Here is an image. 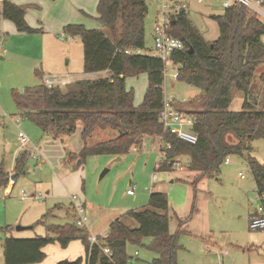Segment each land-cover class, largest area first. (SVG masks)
I'll list each match as a JSON object with an SVG mask.
<instances>
[{
    "label": "trees",
    "instance_id": "1",
    "mask_svg": "<svg viewBox=\"0 0 264 264\" xmlns=\"http://www.w3.org/2000/svg\"><path fill=\"white\" fill-rule=\"evenodd\" d=\"M146 0H98L96 17L100 28H86L68 24L63 32L78 37L82 45L83 72L106 71L107 76L74 80L66 85L47 88L40 82L13 91L12 99L22 117L32 121L52 139L66 144V139L81 124L83 146L77 153L69 152L67 162L83 161L90 155H123L131 148H140L145 137H162L170 147L162 150L163 159L157 170L167 171L178 158L185 157L188 171L198 177L213 178L229 155H242L254 139H264V108L256 110L250 101V86L256 71L264 80V23L246 6L234 3L213 15L218 37L207 42L190 25L186 12L172 21L169 32L183 41V48L173 51L170 60L178 65L176 79L198 88V96L175 107L194 118L192 131L195 143L176 137L172 129L163 131L157 113L162 106L163 64L148 55H126L124 49H145L144 19ZM25 10L9 0L2 4V19L13 23L18 32H32L25 19ZM146 74L147 87L143 101L133 105L131 90L125 85L126 77ZM41 79L42 75H38ZM243 94L239 110L230 109L231 89ZM110 129L116 136L106 142L87 146V140L96 130ZM28 154L19 152L15 170H22ZM247 165L257 193L264 191V164L248 156ZM196 181V180H195ZM8 179L0 171V187ZM194 184V183H193ZM71 214H75L70 209ZM123 216L133 221L127 225L121 217L108 225L107 236L99 242L109 248L110 258L98 245H91L87 232L75 223L45 226V236L27 239L8 237L3 241L4 264H37L45 259L43 248L57 243L66 248L71 241H79L83 256L56 264H127L128 245L144 246L142 239L152 240L147 247L156 257L151 264H177L180 248L177 234L169 233V208L166 193L150 191L145 206L126 211Z\"/></svg>",
    "mask_w": 264,
    "mask_h": 264
},
{
    "label": "rangeland",
    "instance_id": "2",
    "mask_svg": "<svg viewBox=\"0 0 264 264\" xmlns=\"http://www.w3.org/2000/svg\"><path fill=\"white\" fill-rule=\"evenodd\" d=\"M223 1L205 0L202 4L188 1L187 19L207 42L218 37L212 16L223 12ZM146 4L144 47L151 53L152 27L158 5L153 0H146ZM23 8L28 19L36 17L34 7ZM92 9L96 12V0L92 2ZM88 22L93 26L86 28L101 27L94 18H88ZM0 24L13 26L5 19L0 20ZM49 27L43 26L46 32L43 29L32 32L14 29L7 33L0 28V171L8 182L14 175L7 193V186L0 187V264H4L2 245L5 238L45 236L47 225L73 223L71 195L85 202L86 232L104 235L108 233V224L117 217L132 226L133 221L123 214L145 206L150 191L167 195L169 232L177 234L180 246L177 264H264V231L248 228L247 211L257 209L263 203L255 191L246 161L250 156L264 164V139L252 140L250 149L240 156H227L228 163L223 161L213 178L198 177L196 172L188 171L185 157L179 158L178 167L174 170H157L158 141L148 137L142 140L140 148L133 147L120 156L90 155L80 163L78 160L66 162L69 152L77 153L83 146L78 128L62 145L22 117V111L12 99L13 91L22 92L26 87L39 84L38 75L42 73L60 75L68 72L75 75L73 81L95 78L83 72L79 38L69 36L62 29ZM59 34H63L65 39H59ZM261 40L264 44V36ZM67 61L69 63L65 64ZM53 66H59L62 71H53ZM261 69L256 71L249 93L256 110L264 108V80L259 78ZM175 71L176 66L167 64L162 84L164 94L175 96L179 102L198 96L201 91L174 78ZM125 85L132 92L133 105L139 106L147 87L146 74L126 77ZM66 89V86L61 87L62 91ZM242 101L243 94L232 88L230 109L239 110ZM18 131L25 133L29 146H36L40 155L36 160L27 157L22 170H15V158L24 149L18 142ZM115 136L116 132L110 129L96 130L87 140V146L106 142ZM104 170L107 171L100 177ZM152 173L157 175L154 183L150 181ZM131 189L133 195L129 196L126 191ZM173 212L178 220L172 216ZM31 225L30 229L16 230L17 226ZM151 240L146 237L142 239L144 246H127L131 264H151L156 257L147 247ZM77 244V253L74 249L61 248L57 243L48 244L60 249L48 247V256L42 264H51L57 257L75 260L83 251L80 243L73 244L72 248ZM135 251L138 253L136 257L133 256Z\"/></svg>",
    "mask_w": 264,
    "mask_h": 264
},
{
    "label": "built area",
    "instance_id": "3",
    "mask_svg": "<svg viewBox=\"0 0 264 264\" xmlns=\"http://www.w3.org/2000/svg\"><path fill=\"white\" fill-rule=\"evenodd\" d=\"M6 0H0V20L2 19V4ZM157 3V14L155 16L152 35H153V52L149 50L137 48V49H124L122 52L126 55H148L155 58H158L163 64L162 75L163 78L166 74L167 64H172L176 66V71L173 74L174 78L177 76L178 65L174 64L170 60V54L173 51L180 50L183 48V41L174 37L170 34L169 28L172 21L175 17L181 12H187L189 7V0H153ZM196 4H202L205 0H193ZM234 3H240L246 6L252 13H254L263 23H264V0H225L222 2V7L227 8ZM59 39H65L63 34H59ZM74 77L69 75H42L41 83L47 88H54L66 86L72 82ZM163 86V85H162ZM162 106L157 113V118L160 124L162 125L163 131L172 129L177 138L186 141L188 143H195L196 135L192 131V126L194 124V118L187 114L183 110H179L175 107V103L178 101L175 96H167L164 94L162 87ZM12 120V119H11ZM13 122L15 120H12ZM17 139L22 148L21 151H25L29 157L37 159L40 155L36 146L30 145V141L25 135L24 132L18 131ZM157 146V163L156 168L163 159L162 150L169 148L170 146L166 144L162 137L158 138ZM225 163H228L226 158ZM179 158L174 161L171 166V169L178 167ZM180 169L182 167H179ZM241 178H244V175L239 174ZM157 179L155 173L151 174L150 181L154 183ZM128 195H133V189L127 190ZM262 199V206H259L253 214L250 216L248 221V228L252 231H264V191L259 194ZM72 200V209L75 214L74 223L77 227L86 229L88 217L86 214V209L83 203L76 195H71ZM79 200V201H78ZM87 230V229H86ZM107 234L104 235H91L87 232V240L91 245H98L102 253L110 258L111 252L109 248L102 247L99 245V242L103 240ZM137 255V252H134V256ZM127 264H131L128 260Z\"/></svg>",
    "mask_w": 264,
    "mask_h": 264
},
{
    "label": "crops",
    "instance_id": "4",
    "mask_svg": "<svg viewBox=\"0 0 264 264\" xmlns=\"http://www.w3.org/2000/svg\"><path fill=\"white\" fill-rule=\"evenodd\" d=\"M9 1L16 4V5H19L21 7H23V6L34 7L33 11H34V14H36V17H32L33 19L31 20V19H28L26 17L27 14H25L24 19H25L26 23L29 25V27H31L32 29H35V30H42L43 26H46V25L50 26L49 28H51L53 30H61V29L63 30V27L65 25H68V24H81V25L86 26V27H92L93 24L88 22V18L93 19L96 17V12H94L92 9L93 0H9ZM97 1L98 0H96V4H97ZM1 20H4V19H1ZM34 20L36 21V23H34ZM0 28L3 30L4 33H7V31H9V32L13 31L14 29L16 30L14 25L13 26H10V25L6 26L4 24H0ZM43 31L46 32V30H44V29H43ZM68 63H69V61H67L65 64H68ZM53 67H54L53 71H55V72L59 73L62 71L59 66H53ZM87 74H92L93 76H95V78H97V76L104 77V75L105 76L108 75V73L106 71L98 72V73H87ZM41 75H45V74L42 73ZM60 75H69V76L75 77L74 74H71L68 72L60 74ZM77 128H78V132H81V124L80 123H78L76 125V129ZM54 141H59V140H54ZM59 142H61V141H59ZM41 162H43V160H41ZM12 179L13 178L11 177V179L9 180V182L7 184V188L5 191L6 193L8 192V189L10 187ZM253 183H254V181H253ZM254 187H255V184H254ZM255 191L257 193L256 187H255ZM129 196H132V195H129ZM82 203L85 206V202H82ZM168 208H169V205H168ZM254 211H255V208L253 210L247 211L248 221H249V218L253 214ZM172 216L178 220V218L176 217L174 212H173ZM32 227H33V225L27 227V229H30ZM168 229H169V224H168ZM76 243H80V242L77 240L71 241L68 244V246L66 247V249H74V252H76V253L79 252L78 244L76 247L72 248V245L76 244ZM48 247H52L51 249H54V250L60 249L55 245H46L43 248V252L45 253V259L48 256V250H47ZM81 247H82V245H81ZM51 249L49 248V251H51ZM80 254H81L80 256H83V251H81ZM137 255H138V253H137ZM137 255L134 256V253H133L134 257H136ZM62 258L63 257H57L56 259H54L52 261L51 264H56L59 260L61 261ZM70 260H72V259H70ZM42 262L37 263V264H42Z\"/></svg>",
    "mask_w": 264,
    "mask_h": 264
},
{
    "label": "water",
    "instance_id": "5",
    "mask_svg": "<svg viewBox=\"0 0 264 264\" xmlns=\"http://www.w3.org/2000/svg\"><path fill=\"white\" fill-rule=\"evenodd\" d=\"M107 170H104L102 173H101V175H100V177H102L103 176V174L106 172ZM12 178H14V175L12 176ZM24 229H27V227H21V226H17L16 227V230L17 231H22V230H24Z\"/></svg>",
    "mask_w": 264,
    "mask_h": 264
}]
</instances>
